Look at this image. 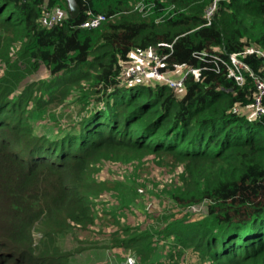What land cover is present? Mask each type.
Segmentation results:
<instances>
[{"label":"trees","instance_id":"trees-1","mask_svg":"<svg viewBox=\"0 0 264 264\" xmlns=\"http://www.w3.org/2000/svg\"><path fill=\"white\" fill-rule=\"evenodd\" d=\"M76 1L79 11L69 18L63 0H0V216L14 221L0 223V238L19 246L12 248L17 254L1 255L0 263L66 264L67 233L94 221L89 205L106 189L118 220L150 214L154 193L170 206L163 209L164 221L174 218L172 208L198 206L202 215L193 225L212 239L197 249L220 241L202 259L264 264V114L250 110L252 78L263 75L264 59L239 54L238 85L229 76L236 69L228 56L215 68L207 55L247 46L264 52V0H220L207 25L204 10L211 0H160L179 12L157 22L134 10L143 0ZM55 12L59 20L51 19ZM89 12L114 17L94 28L80 26ZM146 49L167 54L162 69L196 71L185 76L182 89L167 83L122 88L124 63ZM39 71L50 80L40 86L27 80ZM68 93L81 96L66 101ZM79 98L81 105L103 106L66 133L59 125L57 134L35 132L48 102ZM152 153L159 158L150 168L115 170L118 179L109 187L90 168L93 160ZM35 225L41 228L36 234L30 230ZM119 228L126 233L119 244L149 237ZM162 246L155 259L163 257Z\"/></svg>","mask_w":264,"mask_h":264},{"label":"rangeland","instance_id":"rangeland-1","mask_svg":"<svg viewBox=\"0 0 264 264\" xmlns=\"http://www.w3.org/2000/svg\"><path fill=\"white\" fill-rule=\"evenodd\" d=\"M59 14V12H55L56 16H59ZM13 52L9 56H13ZM144 55L145 51L137 52L133 55L132 60L140 63L143 61ZM182 71V67H179L175 72L166 70V73L179 74ZM46 75L39 71L28 76L27 80L36 79L39 82L38 86H40L43 81H50ZM39 91L45 94L43 89L39 88ZM77 96L80 97L81 95L68 93L65 100L72 101ZM81 103V98L62 105L48 102L41 119L36 124L35 120L31 121L33 125L35 124V132L39 135L45 133L52 135L54 131V134H57L59 125L66 133L73 122L82 123L85 120H90L92 109L96 106L100 110L103 106L102 101L96 102L94 107L89 104L81 105ZM158 158L156 154L152 153L131 157L128 160H93L90 163V168L96 174L98 183L104 185V187H109L118 179L113 175L115 170L126 173L139 172L150 168ZM85 189L87 190V187ZM107 197L108 191L106 189L99 190L95 195V199L89 205L92 211L97 213V217L85 229H74L72 235L67 233L66 251L71 254L66 264H110L114 261L115 264H210L208 260H204L202 257L214 253L215 245L220 244V241H216V243L212 241L211 246L202 251L197 249V243L204 239L206 241L212 239L208 234L200 235L193 225L202 215L198 206H189L185 210L172 208L174 218L172 221H164L163 217L167 215L163 216V209L170 208V206L167 203L163 205L160 198L157 197V193H154L151 195L150 200H152L155 209L150 214H134L133 217L127 220H118L113 210L107 206ZM62 216H65V214H62ZM57 219L58 217H55L53 221ZM0 223L11 226L14 221L11 222L10 217L2 215L0 216ZM57 225L60 224H50L48 228ZM186 225L189 226V230L186 234H182L180 229ZM119 226L128 227L137 234H149V237L139 244H119L118 237L126 238L125 230L120 229ZM40 229L37 225L30 228L35 234ZM4 240V238H0V256L16 253L14 249H18L19 246ZM228 244L230 245V243ZM159 246H162L163 257L155 259L159 253L157 251ZM88 255L90 257H87Z\"/></svg>","mask_w":264,"mask_h":264},{"label":"built area","instance_id":"built-area-1","mask_svg":"<svg viewBox=\"0 0 264 264\" xmlns=\"http://www.w3.org/2000/svg\"><path fill=\"white\" fill-rule=\"evenodd\" d=\"M218 0H212V3L208 5L205 9V16L209 19L216 8ZM138 10L142 16H152L154 21H163L167 19H171L174 15L177 14L178 10L175 9V4L173 2H169L168 4L161 5L160 0H143L139 2L135 7L134 10ZM110 16H106L103 14H89L88 18L82 23L83 26L94 27L102 22L109 19ZM52 20H59V16H52ZM242 54L247 53H256L258 56L264 59V52L260 51L253 46H248L244 50L241 51ZM195 55V53H194ZM163 57H159L155 53H148L147 59L150 62H153V65L148 69L146 66L134 65L131 64L126 68V74L129 76H134L140 80L148 81L150 79H157L163 83H167L171 87L180 88L183 86L184 76L179 79H171L166 73H161L158 70V66L161 63ZM231 62L236 69L238 66H241V63L236 58L235 54L230 56ZM189 71H194L192 67L186 66L185 73ZM233 77L238 83L243 81V78L236 69V71H231L229 74ZM256 82V93L254 97V111L255 113H262L264 112V104H262V100L264 98V70L263 75H259L258 73L253 77V81Z\"/></svg>","mask_w":264,"mask_h":264},{"label":"clouds","instance_id":"clouds-1","mask_svg":"<svg viewBox=\"0 0 264 264\" xmlns=\"http://www.w3.org/2000/svg\"><path fill=\"white\" fill-rule=\"evenodd\" d=\"M218 1H220V0H218ZM217 1V2H218ZM212 3V0H211V2H210V4ZM64 4H65V2H64ZM193 4V3H192ZM209 4V5H210ZM217 5V4H216ZM208 7V6H207ZM206 7V8H207ZM187 8V7H186ZM205 8V9H206ZM65 10H66V8H65ZM179 12V11H178ZM177 12V13H178ZM89 14H91L90 12L88 13V16H89ZM103 15H106V14H103ZM177 15V14H176ZM176 15H174V16H176ZM106 16H110V18L109 19H107L106 21H108V20H110L111 18H113L114 16L113 15H106ZM173 16V17H174ZM204 16H205V10H204ZM172 17V18H173ZM88 18V17H87ZM86 18V19H87ZM171 18V19H172ZM211 18V17H210ZM210 18L209 19H207L206 18V16H205V22L203 23V25L205 24V25H207V24H210ZM85 21V20H84ZM83 21V22H84ZM106 21H104V22H106ZM82 22V23H83ZM104 22H102V23H104ZM100 25V24H99ZM99 25H97V26H99ZM80 26H82V27H88V26H83L82 24L80 25ZM97 26H94V27H97ZM94 27H88V28H94ZM248 47V46H247ZM246 48V47H245ZM244 48V49H245ZM243 49V50H244ZM143 51H145V55H144V58H143V61L142 62H140V63H136V62H134L133 60H132V58H133V55L135 54V53H137V52H132L131 54H130V58H129V60H127L125 63H124V69H123V72H122V82H121V86H122V88H124V89H134V88H136V86L137 85H139V84H143V83H163V82H161V81H159V80H157V79H150V80H148V81H145V80H140V79H138V78H136V77H134V76H129V75H127L126 74V68H127V66H129V65H131V64H134V65H140V66H146L148 69L153 65V62H150V61H148V59H147V54L148 53H155L156 55H158L159 57H163L162 58V60H161V63H160V65L158 66V70L161 72V73H166V70L165 69H162L161 67H162V65H163V63H164V59H165V57L167 56V54L166 53H160L159 51H156V50H154V49H146V50H143ZM139 52H141V51H139ZM194 53H195V55H194ZM196 54H198V55H200V56H203V55H205L206 53H199V52H193V55L194 56H196ZM232 54H235V56H236V58L238 59V55L239 54H241V52H226L225 50H223L221 53H211V54H207V55H209L210 57H211V60L214 62V64H215V68H216V66H217V63H219V62H223L224 60H225V56H228V58H229V60L231 61V59H230V56L232 55ZM196 57H198V56H196ZM239 61V60H238ZM181 67V66H180ZM185 67L186 66H184V67H182V69H183V71L181 72V73H179V74H177V76H178V78L177 79H179V78H181V77H183L184 76V81H183V86L182 87H180V88H178V89H182L183 87H184V84H185V76L188 74V73H190V72H194V71H196V69H194L193 67H192V69H194V71H189L188 73H185ZM191 67V66H190ZM167 74V73H166ZM230 74V73H229ZM168 75V74H167ZM230 76V75H229ZM234 79V78H233ZM252 80H253V78H252ZM234 81L238 84V85H241L242 83H243V81L241 82V83H238L235 79H234ZM254 82V86H255V89H254V93H253V96H252V102H251V105H250V110H251V113L253 114V115H260V114H264V112H262V113H255V111H254V97H255V93H256V91H257V89H256V82H255V80L253 81ZM170 86V85H169ZM175 88V87H174ZM262 104H264V98H263V100H262Z\"/></svg>","mask_w":264,"mask_h":264},{"label":"water","instance_id":"water-1","mask_svg":"<svg viewBox=\"0 0 264 264\" xmlns=\"http://www.w3.org/2000/svg\"><path fill=\"white\" fill-rule=\"evenodd\" d=\"M65 2L66 12L69 18H75L78 11L79 6L76 0H63Z\"/></svg>","mask_w":264,"mask_h":264}]
</instances>
